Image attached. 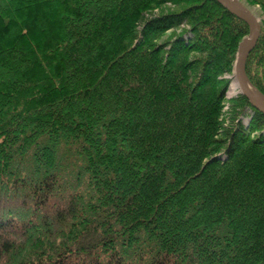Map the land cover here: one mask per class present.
I'll return each instance as SVG.
<instances>
[{"label":"trees","instance_id":"trees-1","mask_svg":"<svg viewBox=\"0 0 264 264\" xmlns=\"http://www.w3.org/2000/svg\"><path fill=\"white\" fill-rule=\"evenodd\" d=\"M248 32L216 0H0V264H264V115L221 119ZM245 75L264 97L263 27Z\"/></svg>","mask_w":264,"mask_h":264},{"label":"water","instance_id":"water-1","mask_svg":"<svg viewBox=\"0 0 264 264\" xmlns=\"http://www.w3.org/2000/svg\"><path fill=\"white\" fill-rule=\"evenodd\" d=\"M224 9L234 16L243 20L249 32L238 44L231 80L236 81L239 86V94L243 96L251 108L264 115V97L256 99L248 87V80L245 75V62L248 55L254 49L260 35L261 26L255 15L239 0H216ZM250 84V83H249ZM251 85V84H250ZM255 89V88H254Z\"/></svg>","mask_w":264,"mask_h":264},{"label":"rangeland","instance_id":"rangeland-1","mask_svg":"<svg viewBox=\"0 0 264 264\" xmlns=\"http://www.w3.org/2000/svg\"><path fill=\"white\" fill-rule=\"evenodd\" d=\"M241 1L248 9H250V11L255 15V17L259 20L260 26L261 28H264V15L261 11V8L259 5H252L250 4L249 0H239ZM172 7H164V8H157V9H153L149 12L144 13L143 15L147 18L155 16V15H159V13L166 11L167 9H170ZM231 76H224V79L226 80H230L231 84L229 82L227 90L225 92V99L223 102V109H222V114L224 115V117H222V121H223V126H228L229 125V121L228 118L230 117V110L229 107L232 104V99L237 98L240 94L239 91H237V93L235 95H233V97L231 96L232 94V88H233V84L235 82H232L231 80ZM251 112L246 110L244 113V116L242 117V123L243 124H247L248 122V116H250Z\"/></svg>","mask_w":264,"mask_h":264},{"label":"bare ground","instance_id":"bare-ground-1","mask_svg":"<svg viewBox=\"0 0 264 264\" xmlns=\"http://www.w3.org/2000/svg\"><path fill=\"white\" fill-rule=\"evenodd\" d=\"M232 82H235L233 84V88H232V94L231 96L233 97V95H235L237 93V91H239V86L238 84L236 83V81L232 80ZM248 87H249V90L251 91V93L253 94V96L256 98V99H260L262 100V96L259 94V92L254 89L249 83H248Z\"/></svg>","mask_w":264,"mask_h":264}]
</instances>
